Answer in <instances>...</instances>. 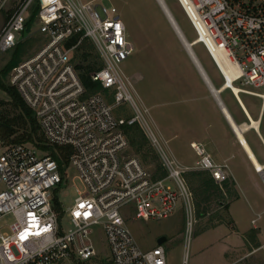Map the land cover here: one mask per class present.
I'll return each mask as SVG.
<instances>
[{
  "label": "built area",
  "instance_id": "2783aa9c",
  "mask_svg": "<svg viewBox=\"0 0 264 264\" xmlns=\"http://www.w3.org/2000/svg\"><path fill=\"white\" fill-rule=\"evenodd\" d=\"M13 1L0 0V14ZM176 1L195 37H204L201 44L207 53L220 49L222 62L237 72L233 81L241 79L264 94V0ZM6 12L0 53L25 40L22 35L32 15V27L43 40L36 53L11 68L9 83L33 113L47 145L70 149L68 166L75 169L83 190H77L69 208L62 207L67 221L61 225L52 192L66 171L31 146L0 138V218H13L9 231L0 233V264L90 261L97 256L91 238L97 225L108 248L100 264H167L162 245L149 250L138 246L127 217L144 222L164 219L178 203L186 219V264L194 204L184 174L205 171L221 187L230 170L214 162L200 143H190L198 157L194 167L182 166L163 149L154 127L163 145L167 140L151 122L148 108L131 94V77L119 68L133 47L117 8L97 0H16ZM74 35L78 38L67 47ZM83 39L91 42L102 65L91 78L109 91L107 95L85 96L71 56ZM120 106L131 115H116ZM132 125L141 129L154 150L165 173L162 178L153 179L139 157L129 152L122 127ZM130 207L133 212L127 216Z\"/></svg>",
  "mask_w": 264,
  "mask_h": 264
},
{
  "label": "rangeland",
  "instance_id": "374dc122",
  "mask_svg": "<svg viewBox=\"0 0 264 264\" xmlns=\"http://www.w3.org/2000/svg\"><path fill=\"white\" fill-rule=\"evenodd\" d=\"M15 1L16 0H14L13 3H10L6 10L0 14V29L7 19L6 11L12 8ZM97 1L103 5H114L118 10L120 19L126 26L128 40L132 44L133 51L125 61L119 64V68L125 75L131 77L133 87L131 94L135 99L138 98L143 105L148 108L151 122L157 127L158 131H161L160 126L164 123V115L160 109L151 106L153 101L151 100L152 93L150 92V86L153 82L156 83L155 79L150 83V80L155 76V74L153 75L151 73V69L153 68L157 71V69L164 65L171 57L176 56L181 59L179 44L175 39L174 33L165 20L163 12L156 0ZM164 3L173 16L181 33L184 34L188 41H194L196 38L195 34L177 1L164 0ZM35 30L36 27L33 26L29 32H25L22 35L23 39H25L22 41L23 50L25 51L22 60L32 56L43 45V40L37 35ZM13 49L14 48L7 52L0 53V72L12 57L14 52ZM192 49L198 57L202 56V62L204 64L208 65L211 63L204 52L202 45L197 44L193 46ZM71 56L73 57V52ZM218 77H220L219 79L221 80L223 79L221 75ZM0 81L6 86L12 87L9 83V73L6 77H3L0 74ZM241 81V79L235 81L238 89H251L255 90L259 95L263 94L261 89H255L248 85H244ZM108 92L109 91L107 90V93ZM0 103L1 110L9 113L11 112L9 98L2 90H0ZM114 113L122 117L131 115V111L126 106L117 107L114 110ZM153 124L151 125L153 126ZM154 133L163 149L168 154L172 155L182 166H184V164H188L189 166L195 165L198 157L188 146L185 147V145L182 144V148H180V145L178 146L172 141H167V144L163 145L155 127ZM40 135H38V137L41 138ZM33 137L35 138V136ZM36 143L47 146L44 138H42L41 142L36 138L34 143L24 142L22 144L31 146L39 155H47V152L37 147ZM149 146L152 148L150 144ZM51 148L58 152L57 147ZM129 152L134 155L131 148ZM141 163L151 173L152 177L153 175H156V164H160L158 159H155V162L150 161L148 164H145L142 161ZM61 165L63 168L62 171H66V176H64L60 186L56 187L52 192V198L54 196L57 198L58 208L55 210L59 215L61 225H65L67 218L64 219L63 217V208L67 209L73 204L77 197V190L82 191L83 185L77 178L75 169L68 166V159L67 163H61ZM187 184L194 199L192 187L194 188L196 184L193 183L192 186H190L189 183ZM219 190V193H217L214 198L211 197L212 200L208 211L204 216L197 217L194 208V222L191 228V237L187 248L188 258L186 264H264V246L256 251L250 252L252 248L253 227L256 226L258 229L262 228L264 225V212H262V209L248 208L245 197L241 196L238 199H231V201L229 200L231 204L230 207L232 209L238 207L239 209V215L232 214V216L235 220L240 218L239 221H236V223L233 224L230 220V215L227 213V209L220 206V203H226L227 201L224 195L225 191L221 188H219ZM126 210H128L126 213L127 216L129 215V212H133L132 207L127 208ZM12 222L13 218L9 214L0 218V233L8 232V228ZM185 224L186 219L184 218L180 203L177 204V209L164 219H153L144 222L142 220H132L127 217V225L141 249L149 250L156 245V240L159 237H165L166 240L161 245L166 253L167 264H183V255L184 251H186L184 244L186 232ZM92 232L91 238L97 256L90 261L80 263L100 264L107 259L108 248L101 226L97 225L92 227ZM260 238L259 241L261 242L264 240V235ZM76 263L79 262L65 261L59 264Z\"/></svg>",
  "mask_w": 264,
  "mask_h": 264
},
{
  "label": "crops",
  "instance_id": "0c3cea01",
  "mask_svg": "<svg viewBox=\"0 0 264 264\" xmlns=\"http://www.w3.org/2000/svg\"><path fill=\"white\" fill-rule=\"evenodd\" d=\"M158 5L179 44L181 56L171 57L157 71L151 69L155 76L150 83L156 81L150 86L151 106L160 109L165 119L160 133L180 148L182 144L190 149V143L202 144L216 163L229 167V179L221 187L215 184L225 191L226 201L242 196L248 208L264 212V99L251 89H239L234 94L231 86L236 87V82L226 86V78L203 45L198 43L211 62L208 65L194 53L193 41L181 33L164 1L163 6ZM230 201L220 206L227 209L235 224L240 218L235 220L232 214L239 215V209H232ZM253 230L250 252L264 246V240L259 241L264 225L259 229L254 226Z\"/></svg>",
  "mask_w": 264,
  "mask_h": 264
},
{
  "label": "trees",
  "instance_id": "16d2710c",
  "mask_svg": "<svg viewBox=\"0 0 264 264\" xmlns=\"http://www.w3.org/2000/svg\"><path fill=\"white\" fill-rule=\"evenodd\" d=\"M32 24L33 15L26 23L25 32L30 31ZM77 38L78 35L72 36L67 41L66 46H72ZM13 51L12 57L6 63L4 69L0 72L3 77H6L11 68L22 61V58L25 54V51L23 50V43H18L14 47ZM72 63L77 72L78 78L85 89V96L94 93L107 95V90L104 89L98 82L93 81L91 78V75L95 71L99 70L102 65L91 42L88 39H83V41L74 48ZM0 90H2L9 98V104L11 107L10 113L0 109V138L7 144H21L24 142L34 143L36 138L39 142H41L43 135L40 132L37 121L31 110L23 103L15 88L8 87L0 81ZM108 100L110 102L112 101L111 98ZM122 129L128 139L130 148L136 156L140 157L143 163L148 164L150 161L155 162V159H158L153 149L150 148L145 135L137 125L123 126ZM38 135H40L41 138L38 137ZM33 136H35V138ZM36 146L41 150L46 151L47 155L57 162L61 170L63 169L61 163H67V158L70 154V149L68 147H57L58 153L48 145L46 146L36 143ZM155 173L156 175H153V179H159L164 176L165 173L162 170L160 164H156ZM184 177L190 186H192L193 183L196 184L194 188L192 187L194 192L193 200L195 213L197 217L204 216L208 211L210 202L212 200L211 197L214 198V196L220 191L218 186L215 185L214 181L209 177V174L202 171H189L188 173L184 174ZM52 205L53 208H58V201L55 196L52 198ZM76 264L87 263L79 262Z\"/></svg>",
  "mask_w": 264,
  "mask_h": 264
},
{
  "label": "bare ground",
  "instance_id": "6f19581e",
  "mask_svg": "<svg viewBox=\"0 0 264 264\" xmlns=\"http://www.w3.org/2000/svg\"><path fill=\"white\" fill-rule=\"evenodd\" d=\"M158 2V4H160L161 6H163V1L164 0H156ZM202 39H198L197 37L195 38V40L193 41V43L191 45H197L198 43H202L204 40V37L201 35ZM210 55L213 58L214 62L217 63V67L220 69L221 74L226 78V80L228 81L230 86V83L237 77V72L231 68L230 64L228 63H223L222 62V52L219 50H216L215 48H211ZM232 91L234 94H238L239 89L235 86H231ZM263 99H264V94L260 95ZM239 135V134H238ZM240 141L242 143V145L247 149L249 155L252 157L251 153L248 150L247 145L245 144V141L243 140V138L241 137V135H239ZM253 158V157H252ZM254 159V158H253ZM258 167V166H257Z\"/></svg>",
  "mask_w": 264,
  "mask_h": 264
},
{
  "label": "water",
  "instance_id": "95a60500",
  "mask_svg": "<svg viewBox=\"0 0 264 264\" xmlns=\"http://www.w3.org/2000/svg\"><path fill=\"white\" fill-rule=\"evenodd\" d=\"M225 85H226V86L229 85L228 81H225ZM165 240H166V239H165L164 236L159 237V238L156 240V245H161Z\"/></svg>",
  "mask_w": 264,
  "mask_h": 264
}]
</instances>
